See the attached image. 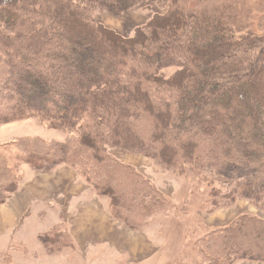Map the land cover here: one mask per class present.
Listing matches in <instances>:
<instances>
[{"label":"trees","instance_id":"16d2710c","mask_svg":"<svg viewBox=\"0 0 264 264\" xmlns=\"http://www.w3.org/2000/svg\"><path fill=\"white\" fill-rule=\"evenodd\" d=\"M142 4L163 11L131 37L89 19ZM255 12L258 32L242 35ZM49 104L52 126L77 133L64 161L97 194L121 192L114 181L131 173L107 155L120 149L191 180L222 177L212 207L242 198L264 210V0H0V125ZM197 242L213 264L264 263V220Z\"/></svg>","mask_w":264,"mask_h":264},{"label":"rangeland","instance_id":"374dc122","mask_svg":"<svg viewBox=\"0 0 264 264\" xmlns=\"http://www.w3.org/2000/svg\"><path fill=\"white\" fill-rule=\"evenodd\" d=\"M162 11L142 4L121 13H88L93 24L131 37ZM257 14L242 35L258 32ZM162 72L168 77L175 69ZM47 110L0 125V264H213L199 239L245 215L264 220V210L242 198L206 204L211 189L228 186L210 170L191 180L120 149H107V155L131 173L114 181L121 192L97 194L64 161L77 133L54 128L55 109L49 104Z\"/></svg>","mask_w":264,"mask_h":264}]
</instances>
